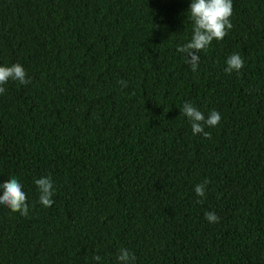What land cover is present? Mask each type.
I'll return each instance as SVG.
<instances>
[{"label":"trees","instance_id":"trees-1","mask_svg":"<svg viewBox=\"0 0 264 264\" xmlns=\"http://www.w3.org/2000/svg\"><path fill=\"white\" fill-rule=\"evenodd\" d=\"M190 3L0 0V66L31 80L0 94V183L18 179L29 209L0 205V264H118L121 248L134 264H264V0H232L196 71L177 52ZM185 103L220 113L211 139Z\"/></svg>","mask_w":264,"mask_h":264},{"label":"clouds","instance_id":"clouds-1","mask_svg":"<svg viewBox=\"0 0 264 264\" xmlns=\"http://www.w3.org/2000/svg\"><path fill=\"white\" fill-rule=\"evenodd\" d=\"M233 13L232 0H191L188 20L192 23V36L188 43L177 47V52L183 54L185 62L191 65L196 71L199 64V53L207 50L210 44L222 41L229 30L233 27L231 16ZM226 72H239L244 66V60L239 54L231 55L226 61ZM27 74L20 64L12 66H0V94L4 93L2 85L10 80L19 82L21 85L30 84L31 80L26 78ZM119 83L127 87L124 80ZM181 114L188 118L191 123L193 135L202 134L205 139H211V133L205 131V127H216L221 121L218 111H211L207 118L205 115L190 103H185L181 109ZM35 185L39 192V203L45 208L53 205L54 184L52 178L41 177L35 180ZM209 180L195 186V194L203 198L206 195V186ZM0 205L10 209L12 212H19L22 216H28L29 209L27 195L23 190V185L16 178L0 183ZM202 203V200L197 201ZM205 219L209 223H218L219 217L213 212H206ZM93 260L100 261L99 255H94ZM118 264H134L135 255L127 248H121L117 255Z\"/></svg>","mask_w":264,"mask_h":264}]
</instances>
